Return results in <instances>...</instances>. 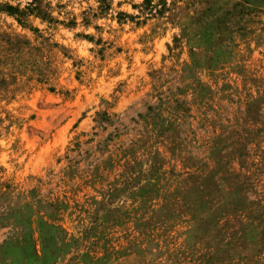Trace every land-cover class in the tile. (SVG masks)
Masks as SVG:
<instances>
[{
  "label": "rangeland",
  "instance_id": "374dc122",
  "mask_svg": "<svg viewBox=\"0 0 264 264\" xmlns=\"http://www.w3.org/2000/svg\"><path fill=\"white\" fill-rule=\"evenodd\" d=\"M0 264H264V0H0Z\"/></svg>",
  "mask_w": 264,
  "mask_h": 264
}]
</instances>
